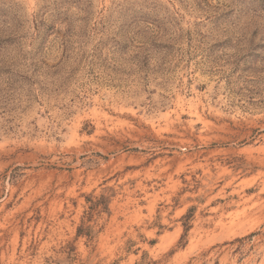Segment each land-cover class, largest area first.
<instances>
[{"label":"rangeland","instance_id":"obj_1","mask_svg":"<svg viewBox=\"0 0 264 264\" xmlns=\"http://www.w3.org/2000/svg\"><path fill=\"white\" fill-rule=\"evenodd\" d=\"M0 264H264V0H0Z\"/></svg>","mask_w":264,"mask_h":264}]
</instances>
